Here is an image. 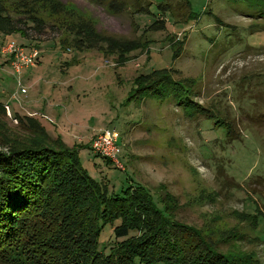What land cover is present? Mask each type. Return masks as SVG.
<instances>
[{
    "label": "rangeland",
    "instance_id": "374dc122",
    "mask_svg": "<svg viewBox=\"0 0 264 264\" xmlns=\"http://www.w3.org/2000/svg\"><path fill=\"white\" fill-rule=\"evenodd\" d=\"M112 1L124 11L90 0H0L27 34L0 36L8 133L39 125L110 193L141 185L156 204L171 194L176 221L214 242L241 233L220 250L253 252L264 264V225L253 218L256 206L264 216V15L235 0ZM4 43L38 52L35 66L17 71ZM161 76L189 86L204 112L130 97ZM105 130L117 136L113 161L91 149ZM99 242L108 254L113 227Z\"/></svg>",
    "mask_w": 264,
    "mask_h": 264
},
{
    "label": "trees",
    "instance_id": "16d2710c",
    "mask_svg": "<svg viewBox=\"0 0 264 264\" xmlns=\"http://www.w3.org/2000/svg\"><path fill=\"white\" fill-rule=\"evenodd\" d=\"M90 1L104 4L114 14L124 11L113 9L116 5L111 0ZM235 1L252 10L257 8L260 15H264V0ZM140 2L142 0H135L132 8ZM17 22L0 9L2 39L14 34L27 36ZM35 29L40 30V26ZM132 46L131 42L127 43L122 54ZM117 47L122 50V46ZM122 54H119L120 60L125 58ZM182 83L167 76L155 81L145 80L138 83V89L130 97L138 101L154 97L161 102L177 99L184 108L197 112L201 108L183 90L191 92L189 86L184 88ZM201 110L199 112H204ZM4 112L0 105L2 263L261 264L253 252L220 250L219 246H231V239L241 240V233L214 242L205 231L176 221L174 212L178 203L171 194L158 195V206L141 185H129L120 192L110 193L101 182L90 178L74 151L51 142L39 125L22 123V134L8 133ZM80 195L92 201L79 206L75 201ZM259 211L256 206L253 218L258 219V226L264 225V216H259ZM106 227H113L114 236L108 254L99 242ZM119 239L123 240L119 242Z\"/></svg>",
    "mask_w": 264,
    "mask_h": 264
},
{
    "label": "built area",
    "instance_id": "2783aa9c",
    "mask_svg": "<svg viewBox=\"0 0 264 264\" xmlns=\"http://www.w3.org/2000/svg\"><path fill=\"white\" fill-rule=\"evenodd\" d=\"M1 51L2 53L9 54L13 57L11 59V64L17 71L21 70L22 67L35 66V62L38 59V52L35 50L27 53L23 48H20L13 43H9L2 47ZM116 142L117 136L110 133L108 130H105L92 139L91 149L98 156L113 161L116 160Z\"/></svg>",
    "mask_w": 264,
    "mask_h": 264
}]
</instances>
